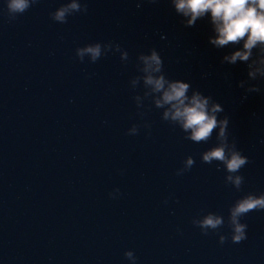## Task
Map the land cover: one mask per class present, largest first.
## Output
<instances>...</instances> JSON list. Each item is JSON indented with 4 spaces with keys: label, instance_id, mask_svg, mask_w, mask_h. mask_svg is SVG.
<instances>
[{
    "label": "water",
    "instance_id": "95a60500",
    "mask_svg": "<svg viewBox=\"0 0 264 264\" xmlns=\"http://www.w3.org/2000/svg\"><path fill=\"white\" fill-rule=\"evenodd\" d=\"M67 2L39 0L14 22L0 15V264H131L126 251L136 264H264V211L241 219L239 244L228 213L264 193V45L233 64L225 57L245 40L211 44L210 13L186 27L190 17L171 0H80L87 13L53 22ZM94 43L119 45L129 59L102 48L98 61L85 54L81 63L76 49ZM153 48L168 79L223 107L229 141L249 160L239 192L225 185L222 165L201 162L219 129L194 144L162 121L168 106L155 107L161 94L136 71L137 56ZM189 156L194 166L177 176ZM207 214L223 224L202 235L192 221Z\"/></svg>",
    "mask_w": 264,
    "mask_h": 264
},
{
    "label": "clouds",
    "instance_id": "9594fccd",
    "mask_svg": "<svg viewBox=\"0 0 264 264\" xmlns=\"http://www.w3.org/2000/svg\"><path fill=\"white\" fill-rule=\"evenodd\" d=\"M5 9L0 10V15L6 14L9 22H14L22 16L39 0H4ZM149 3H157L158 0H148ZM175 5V11L190 17L186 27H194L198 18L206 13L211 14L212 23L216 27L218 37L210 43L216 47H222L229 43L244 42V51L236 52L231 57H225L229 63H235L237 59L247 60L251 49L258 44L264 45V0H171ZM140 7V4H137ZM87 4H81L80 0H72L65 3L54 12L50 13L53 22L65 24L68 17L77 13H87ZM246 38V39H245ZM102 48L108 51L113 48L120 52L119 45L111 43H94L76 49V57L84 62L85 54L91 56V63H95L102 57ZM123 58L129 59L128 52L123 50ZM136 71L142 74L144 84L150 86L152 93L161 94L160 99L155 100L157 109L167 107L161 116L162 121L173 127H178L184 135L183 139L194 144H206L212 139L214 130L219 129L216 135V144L200 154L201 162L212 164L217 162L223 166L226 172L225 185H231L237 192L241 190L244 177L240 170L248 163V157L238 150L235 140L229 141V118H218L224 109L220 103L213 100L212 96H206L199 90L193 89L191 84L182 80H170L164 73L163 59L158 51L153 48L148 54L141 53L137 56ZM140 79L141 76L136 77ZM258 91V89H254ZM189 92L191 95L189 96ZM147 95V93H146ZM145 128L151 125L145 124ZM139 126H133V133H137ZM129 135V133H126ZM195 160L192 156L183 161V168L178 169L176 175L191 170ZM220 170V169H218ZM120 195L119 189L109 193V198L116 199ZM164 203H167L165 201ZM253 211H264V193L259 195L249 193L237 199L228 209L230 240L233 244H239L247 239V224L241 219ZM193 225L198 227L202 235H208L209 230H216L223 224L222 218L214 214H207L202 220H193ZM229 237L219 236V243L223 245ZM124 258L136 264L137 258L133 251H126Z\"/></svg>",
    "mask_w": 264,
    "mask_h": 264
}]
</instances>
